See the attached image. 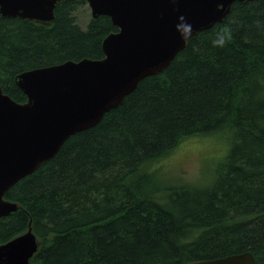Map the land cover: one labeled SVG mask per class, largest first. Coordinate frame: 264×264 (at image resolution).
<instances>
[{
	"label": "trees",
	"instance_id": "trees-1",
	"mask_svg": "<svg viewBox=\"0 0 264 264\" xmlns=\"http://www.w3.org/2000/svg\"><path fill=\"white\" fill-rule=\"evenodd\" d=\"M86 4L62 0L51 23L0 16L5 93L24 102L18 73L104 56L118 28L103 14L82 28ZM206 137L221 156L201 181L163 173L159 161ZM5 198L20 208L0 217V243L31 224L41 244L30 264H189L245 251L264 264V0L235 1Z\"/></svg>",
	"mask_w": 264,
	"mask_h": 264
},
{
	"label": "water",
	"instance_id": "water-1",
	"mask_svg": "<svg viewBox=\"0 0 264 264\" xmlns=\"http://www.w3.org/2000/svg\"><path fill=\"white\" fill-rule=\"evenodd\" d=\"M62 0H0V16L51 23ZM238 0H87L94 18L108 15L117 31L102 58L85 57L20 72L18 102L0 85V217L17 211L5 193L53 158L74 133L96 125L139 82L164 70L187 39L222 21ZM30 224L0 243V264H30L40 247ZM189 264H257L251 251Z\"/></svg>",
	"mask_w": 264,
	"mask_h": 264
},
{
	"label": "rangeland",
	"instance_id": "rangeland-1",
	"mask_svg": "<svg viewBox=\"0 0 264 264\" xmlns=\"http://www.w3.org/2000/svg\"><path fill=\"white\" fill-rule=\"evenodd\" d=\"M75 15L79 25L82 28H86L89 19L92 17L91 8L88 3L78 8ZM204 139L206 143L210 140L213 145H207L204 141L188 142L181 149L159 161L158 164L162 166L163 173L170 175L168 177H171L173 180L201 181L208 172L207 170L211 162L221 156V150L219 153H216L220 148L219 146H215L216 143L213 141L215 137H206Z\"/></svg>",
	"mask_w": 264,
	"mask_h": 264
},
{
	"label": "clouds",
	"instance_id": "clouds-1",
	"mask_svg": "<svg viewBox=\"0 0 264 264\" xmlns=\"http://www.w3.org/2000/svg\"><path fill=\"white\" fill-rule=\"evenodd\" d=\"M228 38H230V34L226 32L224 34V37L221 38L217 43L219 44V46H223L224 43H225V40L228 39Z\"/></svg>",
	"mask_w": 264,
	"mask_h": 264
}]
</instances>
